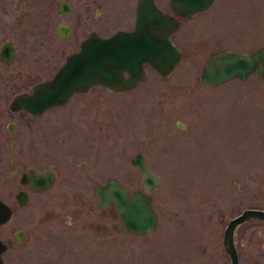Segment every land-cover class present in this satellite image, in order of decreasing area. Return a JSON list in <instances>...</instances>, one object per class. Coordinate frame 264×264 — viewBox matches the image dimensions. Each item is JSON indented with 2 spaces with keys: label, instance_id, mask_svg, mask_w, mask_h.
Returning <instances> with one entry per match:
<instances>
[{
  "label": "rangeland",
  "instance_id": "1",
  "mask_svg": "<svg viewBox=\"0 0 264 264\" xmlns=\"http://www.w3.org/2000/svg\"><path fill=\"white\" fill-rule=\"evenodd\" d=\"M56 1L46 0L48 18H53ZM133 1L127 6V0H114L110 14L94 21V28L107 33L126 27ZM156 2L169 9L168 0ZM41 5L38 0H0V44L9 40L15 46L12 63L0 61V198L13 200L17 184L9 169L17 174L27 167L57 170L55 185L31 193L6 224L26 232L18 252L50 253L60 264H170L183 251L186 264H229L221 246L227 220L245 207H264V80L253 74L207 87L199 74L213 50L248 52L264 43V0H214L173 32L185 58L166 79L148 69L147 80L134 90L93 98L97 117L89 120L99 148L82 154L89 157L86 164L78 163L82 159L75 156L69 129L79 127L70 119H79L78 104L31 120L29 126L8 108L11 97L28 90L40 75L42 60L56 65L73 45L54 32L46 47L41 45ZM50 44H57L58 51ZM44 69L45 77L52 72L49 64ZM8 120L18 126L13 134L6 131ZM103 141L110 147L107 159ZM135 152L160 177L150 193L157 215L152 235L125 231L112 205H94L92 187L107 177L129 189L142 188L129 161ZM35 153L44 160L31 162L27 155ZM233 239L238 264L264 262V221L239 224Z\"/></svg>",
  "mask_w": 264,
  "mask_h": 264
},
{
  "label": "water",
  "instance_id": "2",
  "mask_svg": "<svg viewBox=\"0 0 264 264\" xmlns=\"http://www.w3.org/2000/svg\"><path fill=\"white\" fill-rule=\"evenodd\" d=\"M213 0H169L171 11H164L154 0H137L134 28L115 30L108 36L90 32L81 40L77 51L68 54L53 75L32 85L30 91L14 94L8 103L11 110H25L37 117L44 109L63 105L70 94L85 90L90 85H103L113 92L127 91L143 82L146 76L143 62L161 79L167 78L185 54L169 39L178 26L175 15L190 17L207 9ZM13 48L6 42L0 50V59L10 62ZM255 73L264 80V44L248 52L222 48L209 52L200 70V79L207 87L233 78L246 79ZM178 126L181 123L178 121ZM130 162L140 174L141 189H131L116 178L109 177L93 187L95 206L103 209L111 204L122 227L135 235H152L157 228V215L150 193L160 184L159 176L147 169L140 153L131 156ZM53 175L24 172L21 181L35 190L51 184ZM17 204L24 205L22 191L14 195ZM11 213L10 207L0 199V223ZM264 221V208L245 207L228 219L222 232V246L228 253L230 264H237L233 232L237 225L249 219ZM264 250V243L262 244ZM5 245L0 240V253ZM0 264L1 260H0ZM264 264V263H257Z\"/></svg>",
  "mask_w": 264,
  "mask_h": 264
},
{
  "label": "flooded vegetation",
  "instance_id": "3",
  "mask_svg": "<svg viewBox=\"0 0 264 264\" xmlns=\"http://www.w3.org/2000/svg\"><path fill=\"white\" fill-rule=\"evenodd\" d=\"M39 1L41 2L42 5L40 6V9H39L40 12L38 14V19H37V32L42 38L41 39V45L45 44V47H46V43H49V41L53 38V36L51 35V33H53V32L59 38H65V39H67V41L72 40L73 45L68 51H66L63 54V57H62V55L60 56L61 57L60 61L56 65H53V63H50L49 60H51V59H47V61L42 60L40 62V67H39V70L41 71V73L46 71L44 69L45 64H49L50 66H52V69H51L52 72L48 76L46 75V77L43 76L41 73H39L40 75L32 81L29 89L28 90H22V91H30L31 87L34 83L50 78L53 75V73L58 69V67L62 64L65 57L68 54H70L71 52L78 50L79 43L81 42L82 39L86 38L90 32H96L101 36H108L117 29L124 30V31H130L134 28V20H135V14L134 13H135L137 0L133 1L134 2V8H133V11L131 12L132 16H131L130 23L126 27L121 26L118 28L117 27L113 28L107 33H101L96 28H94L93 24H94V21L100 19L103 16H108L110 14V12L113 9L112 3L114 0H57L56 3H54L55 6L53 8V18L52 19H51V16L48 18L49 9H48V6L45 4L46 0H38V2ZM154 2L156 3L157 6H159L157 4L156 0H154ZM213 2H214V0H213ZM129 3H130V0H127V6H129ZM211 5L209 7H211ZM168 6H169V0H168ZM159 7L166 12L171 11L170 6H169L168 10L163 9L161 6H159ZM202 11H204V10H202ZM199 12H201V11H199ZM196 13H198V12H196ZM175 18L178 20L179 23H178V26L176 27V29L174 31H176L177 28L180 26V24H181L180 22H182V20L189 18V17H183L181 15H175ZM173 32H171L169 34V39L173 42V44L180 51H182L185 54V52L179 48V46L175 43L174 39L172 38ZM71 36H73V37L70 38ZM6 42L11 44V46L13 48V55H12V59L8 63L4 62L0 59V61L4 65L11 64L12 61L14 60V56H15V46H14L13 42H11L9 40H4L0 44V50H1L2 45ZM50 46L52 47V49L55 52H57L59 49L57 47V44H50ZM220 49H222V48H220ZM41 54L42 53H39V56H36V58L41 60V58H40ZM34 58H35V56H34ZM143 67H144L145 72H146L145 79L143 80V82L137 84L135 87H133L127 91L113 92V91L109 90L108 88L104 87L103 85H98V84L93 85L92 84V85L88 86L87 88H85V90L84 89L83 90H76V91L72 92L63 105H53V106L47 107L37 117L33 116L31 113H29L25 110H11V109H9V110L11 111L12 114L18 113V115H20V116L22 115L21 117H22L23 123L25 122L24 124L26 126H29V123L34 121V119L41 118L43 115L50 116V114L53 113L54 110H59V109L65 110L67 107H69L72 104H78L79 109H78L77 115H78L79 119L77 121L74 118H70V119H72L71 123H78L79 127L75 128V126L73 125L72 127H69V129L71 130V132H70L71 133V139L74 140V146L77 148L75 150V153H76L75 156L80 157L82 159V161H78V163L79 164H86L85 159L89 158V157L85 156V158H84V156H82V154L88 153L91 149L93 150V146H94V149L99 148L98 145H95V143H97L98 134H96L94 132V125H93L94 123L91 120H89L90 118L92 119L94 117H97V114L95 113V111L91 110L92 102H93L92 99L98 98L100 93L101 94L104 93L105 96H107V93H109V92H111V93H126V92H130V91L134 90L138 86H141L147 80L148 69L152 70L146 62H143ZM152 71H154V70H152ZM253 74L256 75L255 73H252L251 76ZM94 89H96V92L94 94H91V91ZM180 123L182 126L183 125L182 121ZM176 125H178V120L176 121ZM5 127H6V131L8 133L13 134L18 126L15 125V122H13L12 120H8L6 122ZM17 137H19V136H17ZM15 143H16V139L11 138L10 144L12 146H14ZM104 143H105V141H103L101 143V147H102V150L107 148L105 150V151H107V154H106V156L103 154L104 155L103 158L107 159L109 146L107 145L105 148ZM1 146H2V144L0 143V148H2ZM135 153H140V152H135ZM135 153H133V154H135ZM90 155H92V154L90 153ZM131 156H130V158H131ZM141 156L143 157L142 154H141ZM36 157H38L36 153L34 155L30 156V158L27 155V158L29 160H31V162H34L36 164L40 163L44 160L41 158V156H39V158H37V159H36ZM143 159H144V157H143ZM39 160H40V162H39ZM9 161L12 162V165H14V161H12V158H10ZM129 161H130V159H129ZM144 161H145V159H144ZM145 163H146V161H145ZM146 166H147V163H146ZM29 169H32L33 171H35L37 173H42V174L50 172L53 175L51 184L44 189L35 190L28 183L22 182L21 181L22 174L24 172L27 173V171ZM8 175H9V177H11L12 179H14L16 181L17 186H16L15 192L13 193V200L11 203H7L6 201H4L3 199L0 198L11 209V213H10L9 218L5 222L0 223V240L5 245V248L0 253L1 263L2 264H60V263H57L55 260L56 255H52L50 253L49 254H43V255H25V254L18 252V250L20 249V247L18 245L22 243L21 241H23V239H25L26 232L21 227H11V226L6 225L7 222L9 221V219L12 217L13 211H15L16 208L23 206V205L17 204L16 199L14 197L15 193L17 191H22L23 194H25V196L27 198V200H26V203H27L28 197L31 193L44 192V191L48 190L49 188H51L55 185V182L57 180V170L53 166H46L42 169H38L35 167H27V168L21 170L18 174L16 173V171L14 169H9ZM110 177H112V176H110ZM107 178H109V177H107ZM114 178H116V177H114ZM117 180L119 181V179H117ZM103 182H101V183H103ZM95 184H97V183H95ZM94 185H93V187H94ZM93 187H92V195L94 197ZM94 203H95V197H94ZM259 208H264V207H259ZM234 245H235V242H234ZM221 246H222V234H221ZM222 248H223V246H222ZM235 248H236V245H235ZM261 248H262V251L264 253L262 245H261ZM223 251L226 254L228 262L230 264V259H229L228 253L224 250V248H223ZM10 252H13V253H10ZM16 252H18V253H16ZM236 253H237V248H236ZM178 254H179V257L177 256L176 259H174L173 256L170 258V260H171L170 264H186L185 258L182 256L183 251L178 252ZM237 257H238V253H237ZM258 263H260V262H258ZM262 263H264V262H262Z\"/></svg>",
  "mask_w": 264,
  "mask_h": 264
}]
</instances>
